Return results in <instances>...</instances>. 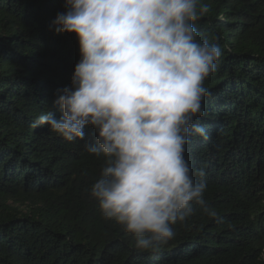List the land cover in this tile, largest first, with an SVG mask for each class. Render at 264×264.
Masks as SVG:
<instances>
[{
    "label": "trees",
    "instance_id": "trees-1",
    "mask_svg": "<svg viewBox=\"0 0 264 264\" xmlns=\"http://www.w3.org/2000/svg\"><path fill=\"white\" fill-rule=\"evenodd\" d=\"M201 3L193 23L222 56L204 81L208 138L192 136L184 156L205 170L219 219L197 209L141 250L90 197L104 167L87 151L93 130L66 142L32 127L59 118L53 102L80 59L75 35L50 27L64 0H0V264H264V0Z\"/></svg>",
    "mask_w": 264,
    "mask_h": 264
},
{
    "label": "clouds",
    "instance_id": "clouds-1",
    "mask_svg": "<svg viewBox=\"0 0 264 264\" xmlns=\"http://www.w3.org/2000/svg\"><path fill=\"white\" fill-rule=\"evenodd\" d=\"M50 26L74 34L80 59L70 85L32 127L47 126L66 142L95 141L87 151L104 159L90 189L106 221L154 250L197 209L218 212L206 199V172L184 153L192 136L208 138L199 117L221 48L201 41L194 25L209 11L201 0H64ZM199 5V8L197 7ZM218 39V38H217Z\"/></svg>",
    "mask_w": 264,
    "mask_h": 264
}]
</instances>
